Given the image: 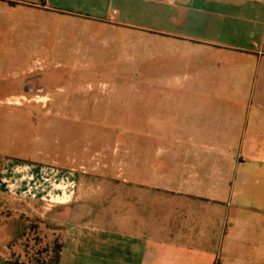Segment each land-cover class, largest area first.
<instances>
[{"label": "rangeland", "instance_id": "rangeland-1", "mask_svg": "<svg viewBox=\"0 0 264 264\" xmlns=\"http://www.w3.org/2000/svg\"><path fill=\"white\" fill-rule=\"evenodd\" d=\"M161 17L143 23L156 29L150 31L55 17L0 21V163L45 162L79 174L91 172L98 159H124L131 170L141 164L147 179L154 164L163 162L167 170L178 141L193 136L187 133V103L175 109L173 97L207 94L214 123L218 109L243 113L236 119L240 129L232 132L233 120L225 119L227 135L217 139L232 143L249 177L237 199L243 211L236 252H243V264H264V125L253 128L249 117L257 111L255 70L235 69L233 59L223 65L219 50L203 41L187 44ZM27 87L41 89L33 92V101L3 99ZM223 97L237 103L215 101ZM259 129L263 132L252 133ZM254 136L263 148L242 149ZM233 200L225 199L229 211ZM65 207L5 196L0 260L54 264L66 227L76 220L75 208Z\"/></svg>", "mask_w": 264, "mask_h": 264}, {"label": "crops", "instance_id": "crops-1", "mask_svg": "<svg viewBox=\"0 0 264 264\" xmlns=\"http://www.w3.org/2000/svg\"><path fill=\"white\" fill-rule=\"evenodd\" d=\"M16 17L95 20L144 31L156 30L143 23L161 17L187 44L203 41L219 50L223 65L233 59L235 69L255 70L257 111L249 117L253 128L264 125V0H0V21ZM33 95L16 92L3 99L14 104L33 101ZM173 98L175 109L187 103V133L193 136L178 141L167 170L163 162L153 165L146 178L155 184H147L141 164L131 170L124 159H98L91 172L79 174L56 171L45 162L8 159L0 163V204L8 196L49 208L66 206V212L74 207L76 220L66 227L60 264H243L234 237L243 211L237 199L249 177L232 143L217 139L227 135L225 119L233 120L232 132L240 129L236 119L243 113L215 105V125L208 111L211 96ZM215 101L237 103L229 97ZM241 147L263 148L255 136ZM227 198L234 199L230 211L224 206ZM0 264L29 263L1 259Z\"/></svg>", "mask_w": 264, "mask_h": 264}, {"label": "trees", "instance_id": "trees-1", "mask_svg": "<svg viewBox=\"0 0 264 264\" xmlns=\"http://www.w3.org/2000/svg\"><path fill=\"white\" fill-rule=\"evenodd\" d=\"M54 264H60L61 262V253L57 254V257L54 259ZM29 264H35V263H29ZM39 264V263H37Z\"/></svg>", "mask_w": 264, "mask_h": 264}, {"label": "flooded vegetation", "instance_id": "flooded-vegetation-1", "mask_svg": "<svg viewBox=\"0 0 264 264\" xmlns=\"http://www.w3.org/2000/svg\"><path fill=\"white\" fill-rule=\"evenodd\" d=\"M25 91H27V92H37V91H41V89L33 90L32 87H27V88L25 89Z\"/></svg>", "mask_w": 264, "mask_h": 264}]
</instances>
